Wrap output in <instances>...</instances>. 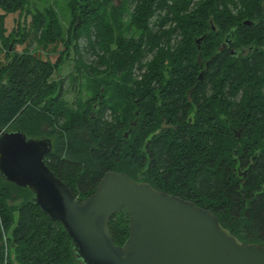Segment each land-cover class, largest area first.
<instances>
[{
    "label": "trees",
    "instance_id": "16d2710c",
    "mask_svg": "<svg viewBox=\"0 0 264 264\" xmlns=\"http://www.w3.org/2000/svg\"><path fill=\"white\" fill-rule=\"evenodd\" d=\"M68 1L75 19L64 38L51 10L0 0L2 31L5 14L31 15L20 40L3 38L13 50L0 62V129L52 139L44 161L76 199L105 173L124 172L210 210L241 241L264 244V0ZM82 37L94 61L83 59ZM61 43L55 62L40 57ZM71 47L75 81L90 93L69 104L53 74ZM31 196L0 174V264H81L61 222ZM108 228L121 245L125 208Z\"/></svg>",
    "mask_w": 264,
    "mask_h": 264
},
{
    "label": "water",
    "instance_id": "95a60500",
    "mask_svg": "<svg viewBox=\"0 0 264 264\" xmlns=\"http://www.w3.org/2000/svg\"><path fill=\"white\" fill-rule=\"evenodd\" d=\"M197 59L201 61L200 53ZM51 149L49 138L0 129V174L28 189L32 202L61 222L81 264H264L263 243L241 241L210 210L124 172L105 173L91 194L76 199L45 163ZM122 208L128 215V237L118 245L108 223Z\"/></svg>",
    "mask_w": 264,
    "mask_h": 264
},
{
    "label": "rangeland",
    "instance_id": "374dc122",
    "mask_svg": "<svg viewBox=\"0 0 264 264\" xmlns=\"http://www.w3.org/2000/svg\"><path fill=\"white\" fill-rule=\"evenodd\" d=\"M115 5H118L120 2L119 0H112ZM29 6L31 8V11L35 12V9H38L42 12H45L46 10H51L54 12L59 20V24L62 31V36L65 38L66 31L71 27L72 21L75 19L71 13L70 9V2L68 0H29ZM4 12L0 10V14H3ZM78 22L80 21V18H77ZM31 24V15L26 14L25 11L23 12H13L9 14H5V18L3 19V29L4 31L0 30V62L5 63L6 62V46L9 47V51L13 50L11 43L9 41H5L3 38L7 35H10L13 38H16L17 40H20L21 37L18 36V34H21L22 29L21 27L24 25L25 28H30ZM34 44V43H33ZM26 45L20 43L15 44V49L17 51H21L23 47ZM53 45H50L49 48ZM80 46H81V55L83 59L86 62L94 61L95 56L91 53V50L86 49V41L85 38L82 37L80 39ZM35 47V44L34 46ZM37 50V48H36ZM56 51L50 52V51H39V55L43 59H48L50 62H55L61 55H64L65 45L57 44L56 45ZM75 52L73 51L72 47L68 51V54H66V58L62 57L60 61V66L55 70L53 74V79H63L64 80V95L63 99L68 102L69 104H72L74 101L84 99L90 92L86 91L84 86L85 83H81V78L78 77V79L75 81V77L79 75L76 71L75 67ZM59 81V80H58ZM88 92V93H87ZM31 137V136H29ZM52 141V139H51Z\"/></svg>",
    "mask_w": 264,
    "mask_h": 264
},
{
    "label": "built area",
    "instance_id": "2783aa9c",
    "mask_svg": "<svg viewBox=\"0 0 264 264\" xmlns=\"http://www.w3.org/2000/svg\"><path fill=\"white\" fill-rule=\"evenodd\" d=\"M2 129H5V128H2ZM3 244L5 246V256H6L8 253V244H7V239H6V235L4 232H3Z\"/></svg>",
    "mask_w": 264,
    "mask_h": 264
},
{
    "label": "flooded vegetation",
    "instance_id": "af4514ba",
    "mask_svg": "<svg viewBox=\"0 0 264 264\" xmlns=\"http://www.w3.org/2000/svg\"><path fill=\"white\" fill-rule=\"evenodd\" d=\"M241 174H244V172H241Z\"/></svg>",
    "mask_w": 264,
    "mask_h": 264
}]
</instances>
